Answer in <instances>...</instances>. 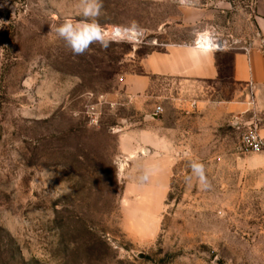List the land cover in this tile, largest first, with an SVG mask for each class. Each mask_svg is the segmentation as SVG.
<instances>
[{"label":"rangeland","instance_id":"rangeland-1","mask_svg":"<svg viewBox=\"0 0 264 264\" xmlns=\"http://www.w3.org/2000/svg\"><path fill=\"white\" fill-rule=\"evenodd\" d=\"M77 2L0 0V264H264L247 127L186 108L181 80H131L199 35L258 46L264 0H103L109 46L80 56L52 31ZM193 162L209 187L186 180Z\"/></svg>","mask_w":264,"mask_h":264},{"label":"crops","instance_id":"crops-1","mask_svg":"<svg viewBox=\"0 0 264 264\" xmlns=\"http://www.w3.org/2000/svg\"><path fill=\"white\" fill-rule=\"evenodd\" d=\"M257 24L261 43L255 47L211 50L179 44L149 52L142 59L141 74L132 76L134 94L144 93L152 78L178 79L186 108L195 104L199 111L211 110L218 122L247 130L256 126L264 136V3ZM219 85L227 86V98H221ZM143 99L138 97V102Z\"/></svg>","mask_w":264,"mask_h":264},{"label":"clouds","instance_id":"clouds-1","mask_svg":"<svg viewBox=\"0 0 264 264\" xmlns=\"http://www.w3.org/2000/svg\"><path fill=\"white\" fill-rule=\"evenodd\" d=\"M77 8L80 19L65 18L62 23L53 26L52 31L63 40L73 55L85 54L94 44L106 49L109 44L104 38L105 28L98 21L102 14L103 0H78ZM191 169L192 176L186 180L191 182L194 177L201 187L210 186L202 163L193 162ZM143 178L147 179V174Z\"/></svg>","mask_w":264,"mask_h":264},{"label":"built area","instance_id":"built-area-1","mask_svg":"<svg viewBox=\"0 0 264 264\" xmlns=\"http://www.w3.org/2000/svg\"><path fill=\"white\" fill-rule=\"evenodd\" d=\"M219 39L221 40V38H219ZM201 44L202 43L200 42L199 36H198L196 38V40L193 42V47L205 49ZM227 47H228V42L224 48H215V49H211V50H224ZM160 110H161V108L158 107L156 109V113H159ZM242 144L245 148H247L250 151L260 152V153L264 154V136L259 134L256 126H253V127L249 128L248 130H246V132L242 136Z\"/></svg>","mask_w":264,"mask_h":264},{"label":"bare ground","instance_id":"bare-ground-1","mask_svg":"<svg viewBox=\"0 0 264 264\" xmlns=\"http://www.w3.org/2000/svg\"><path fill=\"white\" fill-rule=\"evenodd\" d=\"M108 33V31L106 32ZM124 34H126V37H130L131 39H138V37H140L142 34L140 32H138L135 29H129L126 32H124ZM199 40L202 43L201 45L205 48V49H215V48H224L227 43L226 41L220 40L219 38H213L210 36H206V35H199Z\"/></svg>","mask_w":264,"mask_h":264},{"label":"water","instance_id":"water-1","mask_svg":"<svg viewBox=\"0 0 264 264\" xmlns=\"http://www.w3.org/2000/svg\"><path fill=\"white\" fill-rule=\"evenodd\" d=\"M157 115H158V114H157V113H155V116H157ZM139 256H140V257H143V254H139Z\"/></svg>","mask_w":264,"mask_h":264}]
</instances>
